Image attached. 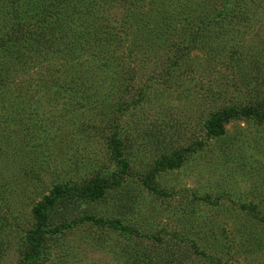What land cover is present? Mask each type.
Returning <instances> with one entry per match:
<instances>
[{"label":"rangeland","instance_id":"obj_1","mask_svg":"<svg viewBox=\"0 0 264 264\" xmlns=\"http://www.w3.org/2000/svg\"><path fill=\"white\" fill-rule=\"evenodd\" d=\"M40 2L0 0V264H264V119L202 123L264 108V0Z\"/></svg>","mask_w":264,"mask_h":264},{"label":"trees","instance_id":"obj_2","mask_svg":"<svg viewBox=\"0 0 264 264\" xmlns=\"http://www.w3.org/2000/svg\"><path fill=\"white\" fill-rule=\"evenodd\" d=\"M50 0H41V2L35 7L31 8V13L29 16L34 21H38L41 19L42 15H44L46 8L49 4ZM64 2L65 0H59ZM87 3L92 0H85ZM94 1V0H93ZM102 1V0H98ZM125 2L131 3L135 0H123ZM28 8V7H27ZM223 13V12H218ZM241 115V116H249L252 115L257 119H264V108L261 109H254V108H244V109H237V108H227L222 110H215L208 114V116L203 120V127L205 130L213 135H218L222 132L220 128V123L227 120L229 117L234 115ZM180 159V156L177 155L176 158H170V161H173L174 164H177ZM109 178V176H94L88 178L85 182L75 185V184H65L61 186L55 187L49 196L44 197V202L42 204H38V206L34 209L35 214L39 218L40 221H44L46 219L44 211L51 208L55 203L60 202L61 198L72 195L79 199H96L99 198L105 188L109 185L115 184ZM256 213V212H254ZM43 223V222H41ZM112 227H115L112 225ZM120 230H124V228H120ZM41 231L39 226H36L33 230L27 233L26 238L28 242L31 244V250L27 254V257H34L37 255L38 250V237L37 233ZM21 264H28L22 260Z\"/></svg>","mask_w":264,"mask_h":264}]
</instances>
